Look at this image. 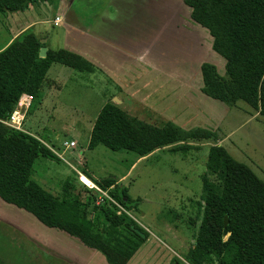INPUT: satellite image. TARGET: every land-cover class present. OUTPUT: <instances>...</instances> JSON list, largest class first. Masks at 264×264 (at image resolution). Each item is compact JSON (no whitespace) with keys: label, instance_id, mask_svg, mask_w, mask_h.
<instances>
[{"label":"rangeland","instance_id":"1","mask_svg":"<svg viewBox=\"0 0 264 264\" xmlns=\"http://www.w3.org/2000/svg\"><path fill=\"white\" fill-rule=\"evenodd\" d=\"M47 1L39 0L23 11L0 12V42L5 37V27L13 30L30 16H47L52 10ZM104 1L65 0L71 7L73 19L78 18V22L85 23L97 13ZM107 4L111 9L105 10L111 16H116V12L129 15L121 29H117V38L123 36L127 44L141 40L161 43L159 48L155 45L158 59H161L159 69L152 65L147 68L139 66L148 65L151 61L148 51L141 53L138 65L131 63V57L126 60L129 64L127 69L131 68L141 83L146 84L144 95L148 94L147 89L153 94L149 81L165 82L169 79L171 91L178 89L188 108H191L190 102L199 104L193 93H198L200 63L209 61L220 69L221 60L210 48L207 31L190 19L189 8L182 0H107ZM42 27L43 35L48 38L47 44L51 48L60 47L61 30L48 24ZM164 40L169 41L168 46ZM126 50L123 52L130 55L131 51ZM132 55L138 56V53ZM46 75L54 82L48 86L42 102L44 106L38 111L42 123L36 130L34 118L28 116L23 127L51 147L59 160L38 157L31 178L54 194L68 186L78 199L83 200L95 190H89L77 179L76 170L83 171L82 163L96 176L94 178H117L125 174L119 183L126 187V193L135 206L125 214L144 228L150 240L162 250L159 254L150 246L148 252L153 256L144 255L140 264H169L167 259L173 255L182 260L198 225L194 201L200 194L199 175L205 168L207 148L214 141L187 138L138 159L131 151H112L102 145L88 148L89 124L107 100L116 102L127 114L153 125L160 126L170 118L154 113L134 97L125 100L122 88L117 91L116 85L106 82L98 70L83 75L64 65L53 64ZM78 75H82L81 80L76 79ZM134 86L138 88V85ZM48 103H52V107ZM48 113L53 117L46 116ZM220 116L212 124L222 138L218 140V133L216 144L221 142L219 145L233 159L245 164L264 180V117L241 101L234 107H228V111ZM70 139L74 146L63 149L62 141ZM177 144L187 145L186 151L183 153L177 149L171 152L170 148ZM95 194L97 201L99 194ZM113 207L116 213L122 212L118 204H113ZM90 251L98 254L101 263L85 255ZM136 253L133 256H142ZM74 261L77 264H107L100 253L85 247L78 239L44 226L30 213L0 199V264H76Z\"/></svg>","mask_w":264,"mask_h":264},{"label":"trees","instance_id":"2","mask_svg":"<svg viewBox=\"0 0 264 264\" xmlns=\"http://www.w3.org/2000/svg\"><path fill=\"white\" fill-rule=\"evenodd\" d=\"M37 1L0 0V12L27 10ZM182 2L189 8L191 20L210 35L211 49L224 60L223 74L210 62L200 63L202 91L227 104L241 101L264 117V0ZM106 8L107 0L87 23L75 21L89 24ZM24 41L0 50V199L30 213L44 226L75 237L99 252L107 264H125L148 236L125 214L135 207L126 187L115 177L94 178L83 169L81 173L108 197L103 195L96 203L95 193L99 192L95 190L80 200L68 186L58 194L49 192L31 178L33 165L38 157L56 161L58 157L35 136L4 123L21 94L37 96L47 82L51 64L82 73L97 69L81 55L63 48L47 49L44 57H38V43ZM187 138L214 143L207 148L205 168L199 175L200 194L194 201L198 225L192 243L182 260L173 255L169 264H264V180L216 144L215 131L182 129L170 121L153 125L107 100L93 120L87 147L131 151L140 158ZM177 149L184 153L187 145L170 148L171 152ZM113 204L122 212L116 213Z\"/></svg>","mask_w":264,"mask_h":264},{"label":"crops","instance_id":"3","mask_svg":"<svg viewBox=\"0 0 264 264\" xmlns=\"http://www.w3.org/2000/svg\"><path fill=\"white\" fill-rule=\"evenodd\" d=\"M50 7L52 8V10L45 17L39 16L38 18L37 17L32 18L30 16L26 21L20 23L13 30H7L5 27V31H4L5 37L0 42V50L6 48L12 42H25L24 40H26L27 42L38 43V48L44 45L46 47V50L47 49L56 50L59 48H63L68 51L77 53L81 55L82 57H84L89 62H91L96 67L98 72H100L101 75H104L106 82L108 81V83L110 84L112 83L113 85H116L117 91L119 89L121 90L122 88L124 94H126L124 95L125 100L128 99L130 96L134 97V99L139 101V104H142L148 107L149 109L154 111V113L160 114L166 118L167 117L170 118L168 121L174 123L172 120H175L174 124L179 126L182 129H189L192 127H202L208 130L215 131L218 135L219 133L218 129L213 127L212 124H215L216 121H218L221 118L220 115L222 113L228 111V107H234L236 103L227 104L222 100H219L217 98H214V97H211L205 94L202 91V77H201L200 71L198 73V78H199V86L197 90L198 93L196 92L195 94L193 93V96L197 97L196 100L199 104H196L195 102L194 103L190 102L191 108L187 107V104L184 101L185 100L184 97H183L184 100L182 99V97H180V91L178 89H173L171 91V87H170L171 84H170V81H168L169 79L165 80V82L164 81L155 82L154 80L149 81V83L151 82V84L149 83L148 84L150 88H153V91H152L153 94L151 95L147 89L146 91L148 92V94L144 95V87L146 84L141 83L142 82L141 79L135 76L131 68L130 70L127 69V67L129 68V64L126 60H128L129 57H131V63H135V65H138L137 61L142 56L141 53L142 52L145 53L148 51L150 54L149 60H151L148 63L149 66L145 64L139 65V66H141L142 68H147V67H150V65H152L156 67V69H159L158 67L161 66L159 65V63L161 62V59H158V53L156 51L155 45L159 48L161 43L157 44V41L156 43H154L155 42L154 40L146 43V40H141L138 42H131L127 44V43H124L123 36H119L117 38V35H116L117 29L119 30L121 29L120 27L123 25V22L128 19L126 18L128 14L126 15L122 13L117 14V12L115 11L116 16H111L106 10H104L103 12H100L97 15V18L95 17L92 19L91 21L92 23L90 22L89 24L82 25L74 21L75 19H73L74 17L72 16V13L70 12L71 7L68 6L65 0H53L50 3ZM44 24L55 26L61 30L62 44L60 47L55 46L54 48H51L47 44L48 38L43 35L42 26ZM208 36L210 37L209 34ZM42 37H44L45 39L44 43H40V39ZM163 42L165 44V42L167 41L164 40ZM210 43H211V37H210ZM168 45H169V41L166 43V46ZM124 49H127L126 52L131 51L132 54L138 53V56L137 55L133 56L131 53L130 55L127 53H124L123 52ZM215 56H217L221 60L220 69L215 63H212V64L216 67V70L219 74H223L224 60L218 54H216ZM206 62H209V61H206ZM52 66L53 64H51L50 67L47 69L46 74L51 69ZM125 68L127 69V71L124 70ZM159 71H160L159 73H161V70ZM156 72H158V70ZM78 73L79 74L81 73L83 75L91 74V73H82V72H78ZM78 76L79 77H77L76 79L81 80L80 78H82V75H78ZM46 78H47L46 84H44L40 88L36 97L31 98L30 96L26 94H22L18 98L19 100L18 104H16L15 106V107H20L22 111V119L20 121V130L30 135H33V136H35V134L29 132V129L27 130L26 128L24 129L23 126L25 125L26 123L25 120H26V117L28 116L29 117L32 116L34 118V121L36 124L35 125L36 130L39 129V126L42 123L41 119H39L40 115L38 111L41 109L42 105L44 106L42 102L44 103L45 101L46 90L48 89V86L54 82L51 78L47 77V75H46ZM131 84L133 85L134 88L132 87ZM167 84L169 85L168 88L164 87V85H167ZM134 85H138L137 86L138 88L136 89ZM127 95L128 97H126ZM25 97L27 98L26 104H24V101H23ZM208 98H210L212 101L208 100ZM34 100L36 102H33ZM213 100L218 101L220 103L213 102ZM22 103L24 104L23 106H21ZM47 105L52 107V103H48ZM46 116L53 117L51 113H48ZM92 123L89 124V132H90ZM219 135H220V138H218V140L222 139L220 133ZM69 141H73V140L70 139ZM87 141H88V137H87ZM219 144H221V142ZM150 154L146 156H149ZM82 164H83V169L86 172H88L91 176L96 177L86 167L84 163ZM124 175L125 174L117 177L118 183L121 182ZM150 239L151 238L148 235L144 243L135 251V253L137 252L136 255H142V256H137V257L133 256L135 254L134 253L125 264H140V261L144 257V255L153 256V255H150L151 252H148V248L150 246L151 247L153 246V252L162 254V250L159 249V246L156 245V243H154V241ZM85 255L94 257L96 261L101 263V260L98 257V254H96L95 252L90 251L89 253H86ZM169 258L170 257H168L167 260H170Z\"/></svg>","mask_w":264,"mask_h":264},{"label":"built area","instance_id":"4","mask_svg":"<svg viewBox=\"0 0 264 264\" xmlns=\"http://www.w3.org/2000/svg\"><path fill=\"white\" fill-rule=\"evenodd\" d=\"M22 95V94H21ZM29 96V95H28ZM27 98H24V104H26ZM19 100L17 101L18 104ZM22 103L21 106L24 105ZM22 119V111L20 109V107H15L14 110L11 112V114L9 115L8 119L6 121H4V123L12 128L15 129H20V121ZM61 146L63 147V149H69L72 148L74 146V141H62ZM53 151V150H52ZM78 163L80 164V162L78 161ZM77 179L78 181L83 184L84 186H86L87 188H92L96 191L99 192V196H98V200L96 201V203L100 200L101 196H107L105 191H102L99 187H97L89 178H87L83 173H81L80 171H77ZM108 197V196H107Z\"/></svg>","mask_w":264,"mask_h":264},{"label":"water","instance_id":"5","mask_svg":"<svg viewBox=\"0 0 264 264\" xmlns=\"http://www.w3.org/2000/svg\"><path fill=\"white\" fill-rule=\"evenodd\" d=\"M45 39L41 38L40 39V43H44ZM38 57H44L46 55V47L44 45L40 46L38 48V52H37ZM114 101H118V99L114 98ZM116 103V102H115ZM227 224V214L223 215V226H225ZM227 235L229 234V232L226 233Z\"/></svg>","mask_w":264,"mask_h":264}]
</instances>
